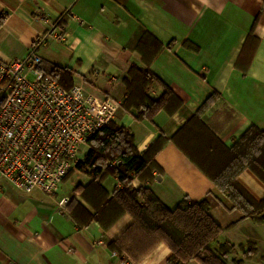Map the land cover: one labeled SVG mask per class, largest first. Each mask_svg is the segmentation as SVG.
I'll list each match as a JSON object with an SVG mask.
<instances>
[{
	"label": "crops",
	"instance_id": "1",
	"mask_svg": "<svg viewBox=\"0 0 264 264\" xmlns=\"http://www.w3.org/2000/svg\"><path fill=\"white\" fill-rule=\"evenodd\" d=\"M0 15L4 60L24 57L31 42L59 20L39 54L44 65L72 71L73 86L84 92L122 102L128 69L148 68L160 80L152 82L149 94L158 97L166 86L181 104L150 119L136 120L135 109L123 107L115 115L113 122L133 133L139 153L160 134L168 139L155 156L161 171L145 185L170 208L184 197L206 199L224 231L248 219L171 137L195 114L227 147L250 126L264 128V0H0ZM146 33L160 42L157 51ZM80 175L85 180L72 182L69 192L60 190L64 181L52 195L4 183L0 264H117L108 241L118 239L133 218L125 213L107 230L96 222L78 225L58 201L91 180ZM238 180L256 198L264 197V184L250 171ZM116 184L115 176L103 182L109 193ZM141 185L132 180L133 188ZM76 200L91 210L79 196ZM170 253L160 243L138 263L122 254L134 264H166Z\"/></svg>",
	"mask_w": 264,
	"mask_h": 264
},
{
	"label": "trees",
	"instance_id": "2",
	"mask_svg": "<svg viewBox=\"0 0 264 264\" xmlns=\"http://www.w3.org/2000/svg\"><path fill=\"white\" fill-rule=\"evenodd\" d=\"M1 22L0 18V25ZM145 35L158 44L157 51L160 42L149 33ZM39 69L51 75L66 89L73 86V73L67 67L55 64L46 66L42 61ZM154 81L160 82L148 68L133 65L127 71L123 80L126 94L121 107L126 110L135 109L136 120L150 119L160 109L171 113L181 104L166 86L160 96H151L148 88ZM190 137L194 139L188 144L185 139ZM171 140L218 186L232 202L234 209L246 218L258 223L264 222V197L256 198L238 180L240 173L248 170L264 184V128L250 126L231 147H227L205 125L201 116L195 114ZM167 141L160 134L143 153H139L130 130L118 127L113 121L104 126L89 139L90 149L85 155V161L90 168L88 173L91 180L73 189L66 204L70 216L80 226L96 222L107 230L123 214H130L133 223L118 239L108 241V244L112 251L126 253L136 263L156 245L164 243L171 252L166 264H188L191 261L227 264L226 260L235 245L229 241H218L224 229L211 216L210 204L206 199L190 202L184 197L175 207L170 208L145 185L154 179L155 170L161 171L155 156ZM116 159H122L123 163L118 166L108 165L109 161ZM115 175L120 186L109 193L103 182L107 177ZM133 179L142 185L133 188ZM77 195L92 211L76 200ZM254 251L255 247H249L245 253L246 259ZM234 263L242 264V261L236 260Z\"/></svg>",
	"mask_w": 264,
	"mask_h": 264
},
{
	"label": "built area",
	"instance_id": "3",
	"mask_svg": "<svg viewBox=\"0 0 264 264\" xmlns=\"http://www.w3.org/2000/svg\"><path fill=\"white\" fill-rule=\"evenodd\" d=\"M58 22L31 42L24 57H0V196L4 183L25 193L39 189L54 194L72 170L88 168L89 139L121 107L114 97H98L80 86L66 89L39 69V50ZM122 163L116 159L108 165ZM68 199L62 197L58 204L64 207ZM111 256L117 264H134L117 251Z\"/></svg>",
	"mask_w": 264,
	"mask_h": 264
},
{
	"label": "rangeland",
	"instance_id": "4",
	"mask_svg": "<svg viewBox=\"0 0 264 264\" xmlns=\"http://www.w3.org/2000/svg\"><path fill=\"white\" fill-rule=\"evenodd\" d=\"M72 171H71V174L69 173L70 175L68 174L69 176H67V178H66L67 181L63 180V182L65 181V185L62 186L63 188L62 187L60 188L61 192L64 189H65V192L66 191L69 192V189L72 185V182H74V181H75V183L76 182L78 183V181H84L85 178H83L80 174H85L87 177L90 176V174L88 173L89 172L88 168H82L78 171L74 170V172H72ZM72 173H73V175H72ZM70 176L72 178H71V180L69 179L70 180L69 181L68 178ZM77 197H78V195H77ZM247 218L248 219H246L245 221H243L240 224H237V225L234 224L233 227L230 228L229 230H226V231L223 230V233L220 235V237L218 239V241L221 243L226 242L227 239L231 243H235L234 244L235 248L232 250V252L229 254V256L226 260L227 264H235L234 262L236 260L242 261V264H246L247 262H249V264H264V222L258 223L256 221L250 219L249 217H247ZM234 227H235V229H234ZM232 229H234V230H232ZM230 230H232V231H230ZM242 246H244L243 249L240 248ZM249 247H255V251L249 259H246L245 253ZM195 262H197V261H195ZM198 264H200V263H198Z\"/></svg>",
	"mask_w": 264,
	"mask_h": 264
}]
</instances>
